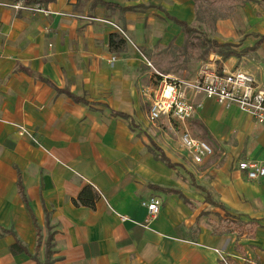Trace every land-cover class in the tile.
<instances>
[{
	"label": "crops",
	"instance_id": "1",
	"mask_svg": "<svg viewBox=\"0 0 264 264\" xmlns=\"http://www.w3.org/2000/svg\"><path fill=\"white\" fill-rule=\"evenodd\" d=\"M100 1L120 9L95 0H50L48 14L0 7V264H222L217 251L230 264H264V179L250 182L238 170L243 161L264 164V129L235 107L188 93L200 104L189 128L214 146L195 163L176 121L149 120L156 69L148 56L174 42L257 80L264 72L237 66L236 53L200 58L196 38L206 37L195 0ZM238 8L237 21L217 27H254L264 38V0ZM106 20L137 48L125 41L112 50L117 31ZM174 20L196 31L193 44ZM85 186L93 208L72 202ZM150 197L162 205L144 227L141 202ZM16 241L26 252L11 251Z\"/></svg>",
	"mask_w": 264,
	"mask_h": 264
},
{
	"label": "built area",
	"instance_id": "2",
	"mask_svg": "<svg viewBox=\"0 0 264 264\" xmlns=\"http://www.w3.org/2000/svg\"><path fill=\"white\" fill-rule=\"evenodd\" d=\"M0 7L29 14L49 13L40 4H27L22 1L0 0ZM105 22L125 40L128 39L120 26L111 21ZM114 61L115 58H111L110 62ZM146 64L152 68L148 61ZM153 78L148 109L149 120L156 122L166 117L176 121L181 128V144L195 163H201L211 157L214 151L207 142L195 137L189 128V122L194 118L200 104H195L189 99L188 93L213 99L225 109L235 107L264 129V77L257 80L253 74L242 69L227 70L223 66H218L215 59L210 58L201 65L193 78L162 74L154 69ZM17 130L20 136H29L32 142L38 145V141L30 136L24 127L19 126ZM238 170L243 172L250 182L264 179L263 163L243 161L238 164ZM161 205V200L157 197H150L141 202V206L147 212L144 227L157 220ZM121 220L126 221V218L123 217ZM217 254L222 264H230L224 254L220 251H217Z\"/></svg>",
	"mask_w": 264,
	"mask_h": 264
},
{
	"label": "rangeland",
	"instance_id": "3",
	"mask_svg": "<svg viewBox=\"0 0 264 264\" xmlns=\"http://www.w3.org/2000/svg\"><path fill=\"white\" fill-rule=\"evenodd\" d=\"M244 2L245 0H195L197 19L203 26L202 30L198 32V36L206 37L210 41L214 39L220 43L230 44L229 50L237 54L236 57H233L234 61L237 60V66L252 69L254 70L253 72L259 70L264 72V52L257 53V49L264 41V38L260 40V37L255 33L254 27L245 29V26L236 24L235 27L239 28L240 32V34H237V30L236 32H232V26L223 25L218 28L216 25L217 21H223V23L227 20L237 21L239 16H241V11L238 7ZM251 11L253 13V10ZM126 35L128 38L126 42L133 43L134 47L137 48L132 38L127 33ZM240 35L242 37L239 40L233 41L231 36ZM255 40L257 42L260 40V42L254 44ZM172 43H170V46L165 51L160 46L151 51L149 50L153 52V56L149 55L148 60L162 74H167V71L176 77H188L195 74L204 63L198 59L200 51L192 48L189 49L188 47L185 50L179 49L173 46ZM218 51L219 49L211 46L210 53L214 52L216 54ZM204 141L214 151L213 144L208 140Z\"/></svg>",
	"mask_w": 264,
	"mask_h": 264
},
{
	"label": "trees",
	"instance_id": "4",
	"mask_svg": "<svg viewBox=\"0 0 264 264\" xmlns=\"http://www.w3.org/2000/svg\"><path fill=\"white\" fill-rule=\"evenodd\" d=\"M26 2L28 1L29 3H36V4H40L41 6L46 5L47 2H49L50 0H25ZM14 2V1H11ZM95 3L97 4H101L107 8H112V9H120L118 5L116 4H111V3H106V2H101L100 0H95ZM131 8H121V11H127L130 10ZM175 24L178 25L182 31L184 32L186 38H187V42L186 43H194V39H192L196 33V31L193 28H190L186 23L178 21V20H174ZM196 44L200 45L203 49L202 54L200 56V58L202 60H206L207 56L210 54L211 51V46L216 47L217 49H219L218 54L222 56V58L224 60L236 55L235 52H233L232 50H229L230 48V44H225V43H218L216 41H210L207 39H200V38H196ZM126 40L119 34H114L110 37V41H109V45L110 48L112 50H120L123 45L126 43ZM117 115L123 119H129V116L125 115V114H114ZM132 126V125H131ZM160 160H162L163 162H165L168 166H171L168 162L167 159H165L163 156L160 157ZM19 191L21 194H23V189L21 188V186L19 185ZM23 200L26 203V199L23 196ZM96 200V195L93 192V190L91 189L90 186H85L82 188V190L80 191L78 197L76 199H73V204L75 206H85V207H89V208H93L94 207V203ZM8 233V232H7ZM11 251L14 253H19V252H26V250L24 249L23 246H21V244L16 241L15 244L11 247ZM51 252L50 250H47L46 252V258H50ZM49 264V262L47 263Z\"/></svg>",
	"mask_w": 264,
	"mask_h": 264
}]
</instances>
